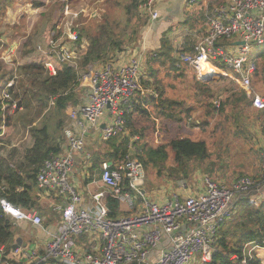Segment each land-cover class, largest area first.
Here are the masks:
<instances>
[{
  "label": "built area",
  "instance_id": "1",
  "mask_svg": "<svg viewBox=\"0 0 264 264\" xmlns=\"http://www.w3.org/2000/svg\"><path fill=\"white\" fill-rule=\"evenodd\" d=\"M67 1L62 0L64 15H68ZM163 1L140 0L137 10L149 24L153 23L159 17L157 5ZM222 1L212 8L205 34L196 41L194 53L182 56L181 61L201 82L226 78V70H230L251 108L262 114L264 143V97L252 84L256 70L253 46L264 45V0ZM68 24L65 29L69 28ZM68 39L71 43L56 45L54 35H51L48 52H43L40 47L35 49V54L43 57L41 65L48 76L56 74L57 60L76 68L84 53L83 45L78 43L75 34ZM176 50L181 51L182 47ZM145 54L144 47L138 43L105 64L89 66L85 72H79L77 89H83L85 98L81 106L67 111L66 148L61 155L47 159L36 176L41 193L52 190L63 197L64 205L54 207L60 221L56 228L43 230L46 241L41 251L36 247L29 250L26 245L12 249L10 257L18 264H45L48 261L57 264H191L196 257L205 264L210 261L219 226L233 214L235 199L254 189L264 190L263 148L258 179L239 175L230 185H225L201 177L203 192L199 195L184 198L173 195L162 203L150 201L141 194L143 165L131 157L137 152L131 145L135 146L139 141L137 136L129 139L130 157L122 162H102L99 178L111 197L133 213L109 218L103 192L93 194L89 204H84L82 195L69 179L75 172L77 160L84 156L89 135L99 133L101 142H106L126 132L125 116L132 99L141 91L140 80L145 76ZM0 59L5 64L12 63L4 57ZM15 79L17 76L14 75L1 90L2 100L10 98L8 89ZM219 103L213 104L218 108ZM263 196V192H257L255 201ZM0 207L13 220L26 221L42 229L37 214L16 209L4 200L0 201ZM79 238H84L86 244L78 246ZM154 253L159 254L158 258H153ZM9 259L5 258L0 246V264H11Z\"/></svg>",
  "mask_w": 264,
  "mask_h": 264
},
{
  "label": "trees",
  "instance_id": "2",
  "mask_svg": "<svg viewBox=\"0 0 264 264\" xmlns=\"http://www.w3.org/2000/svg\"><path fill=\"white\" fill-rule=\"evenodd\" d=\"M7 1L8 5L13 7L28 0H0L1 15ZM139 2L140 0H105L104 7L99 8L97 16L91 17V22L84 23L78 28V42L85 40L87 47L76 63V68L58 60L56 74L50 77L41 64L22 65L19 68L20 73L30 80L21 82L22 92L15 94L17 84L15 79L14 85L8 89L9 100H2L0 95V135L1 127L9 125L11 120L9 113L13 104H15V112L30 105L33 107V117L26 127L32 141L31 146L26 149L11 148L7 147L8 141L0 142V201L4 200L12 207L27 213L38 210L41 191L37 188L36 176L47 159L61 153L64 142L63 131L68 123L67 111L81 104L76 92L79 72H85L89 66L105 64L118 53L131 50L138 45L142 33L148 26V19L140 15L137 10ZM28 4L32 8L42 7L41 3ZM22 29L23 27L19 28L14 36L20 37L21 34L18 33ZM9 44L0 42V50L8 48ZM32 44L30 34L21 47L20 59L35 52ZM195 44L186 38L182 50L178 51L166 38V33H163L158 47L146 52L145 79L140 80L141 91L132 99L129 113L125 116L128 137L118 135L102 142V149L99 151L90 153L91 156L87 160L90 167L86 184L94 179L99 180L102 162L124 161L130 155L127 148L129 136H138L139 141L135 143L138 145L137 152L131 157L141 162L144 171L153 169L160 175L162 171L169 170L170 178L186 181L192 179L193 183L195 176L198 175L230 185L228 183L230 180L225 182L212 178V169H203L204 163L209 158L204 141L174 138L157 148L142 145L144 131L148 128L142 123H152L158 119L180 123L183 118L190 119L195 111L194 105L187 100L168 97L167 91L158 81L160 73L175 79L184 78L185 70L189 67L182 63L181 57L192 55ZM262 48L264 45L253 46V50L257 53L253 80L260 76L264 78ZM10 70L0 59V92L14 76L13 70ZM193 83L196 99L199 97L196 102L203 109L205 116L209 117L213 111H216L217 115H222L228 101L222 100L216 108L213 103L211 104V99L215 97L206 84L198 81L196 76ZM240 91L239 94L244 98L245 105L251 107L244 92ZM231 97H236V94ZM238 98L236 97L231 105L238 107L241 103V99ZM2 103H6L8 108L2 110ZM170 153L172 165L167 166ZM214 166L215 164L212 168ZM195 171H198L196 172L198 174H195ZM104 204L108 208L109 218L116 219L120 216V202L108 193L104 194ZM15 228L14 220L5 215L0 207V246L7 259L12 254V245L17 239ZM252 247L256 248L257 253L251 251ZM211 249L210 261L205 264H264V196L257 201L253 193L236 198L233 214L229 220L219 226ZM9 262L18 264L15 260L9 259Z\"/></svg>",
  "mask_w": 264,
  "mask_h": 264
},
{
  "label": "rangeland",
  "instance_id": "3",
  "mask_svg": "<svg viewBox=\"0 0 264 264\" xmlns=\"http://www.w3.org/2000/svg\"><path fill=\"white\" fill-rule=\"evenodd\" d=\"M104 1L105 0H68V15H64V13L61 12L63 7L62 0H28L22 4H16L13 7L8 5V1L4 4V12L2 15L0 14V42L18 43L17 53L14 58H11L13 59L12 63L4 64L7 69H11L10 71L13 70V75L17 76V84L14 90L15 94L22 92L20 86L21 82L25 83L30 81L26 75L20 73L19 68L25 64H41V60H43V57L39 53H36L37 56L35 54L30 59H26L25 62L20 59L21 47L23 46V43L25 42L28 35L31 34V43H33L32 48L36 49L37 47H40L43 52H48L47 43H49L51 35H54V41L56 42V45H65L67 43H71L68 37H70L72 34L78 35V28L84 23L91 22V17L94 18L97 16V11L99 8L104 7ZM32 2L41 3L42 7L32 8L31 5L28 4ZM185 6L187 8L191 7L192 9H195L197 8L198 3H190L189 1V3L186 2ZM183 10H185V8H183ZM175 11V15L181 17L179 9L177 8ZM197 20H199L200 25L203 23V21L201 22L200 19ZM175 22L176 18H174L171 23L173 26L171 30L176 28L181 29V31L187 30V27L184 24L189 25L188 18L184 17V23ZM67 23H69V28L65 29ZM201 26L205 28L204 23ZM21 27H23V29L18 33L21 34V36H14V33H16ZM188 31L189 29L187 32ZM181 33L182 32L175 33L173 31H168L166 33V35H169L168 39L176 49L182 47L187 37L186 34H184V36ZM200 33L202 32H192L187 38L190 41L195 42L196 39L200 37ZM144 34L145 33H142L141 38L144 37ZM9 38H12V40L7 41ZM83 43H86L85 40L80 42L81 45H83ZM256 54L257 53L255 52L254 56H256ZM226 75V78H218L206 83V86L212 91L215 97L211 99V104L216 101L221 102L224 99H226L225 101H228L226 102L228 104L226 105L225 111L222 115H217L216 111H213L209 117H206L203 109L196 102L199 97L196 99L195 87L193 83L195 74L190 69V67L186 68L184 78L175 79L160 73L158 76V81L167 91L168 97L173 99L187 100L189 103L194 105L195 111L190 116L191 121H188L187 118H183L180 123H177L170 120L168 121L158 119L152 123H142L144 127H148L147 130L144 131L142 145L145 144L148 147L157 148L158 146L165 144L174 138H189L193 141H204L208 148L209 158L207 162L204 163L203 169H212V178L225 182H227V180H233L239 175L253 179L260 178L261 174L259 175V172L256 173L258 171L256 163H253L259 161V159L256 157L258 153L253 149V142L251 138L246 135L247 128L243 126V118L246 117V114H242L243 107H246L244 102L245 100L242 98V95L239 94L241 91L234 81L235 76L233 73L230 70H226ZM18 77H20V79H18ZM143 79H145V76ZM253 88L257 93L264 95V78H261L260 76L254 79ZM76 92L80 100H83V89L76 88ZM233 94H236V97L241 99V103L238 107L231 105L232 101L236 98L231 97ZM7 108L8 105L6 103H2V110ZM10 109L11 111L9 115L11 116V120L8 126L1 127L2 133L0 135V142L8 141L7 147L11 148H29L32 144V141L29 138L28 128L26 129V127L33 117V107L30 105L18 112H15L14 107H11ZM239 125L242 126L240 129ZM241 132H243L242 135ZM62 137H64L63 145H65L66 140L64 131ZM125 137H128V135ZM130 138L131 136H129V139ZM101 144L102 142H98L97 137L87 141L85 147L86 153L90 155L92 151H99L102 149ZM131 145L134 151L137 150V144L134 146L133 143H131ZM254 153H256V155ZM250 158L253 162H251ZM213 164H215V166L212 168ZM170 165H172L171 153L167 161V166ZM87 168L88 166L86 167V172ZM199 170H201V168H199ZM196 172L198 171H195L194 173L198 174ZM255 173L258 175L256 178L254 177ZM169 174V170L162 171L160 175L157 174V170L150 169L148 171H144L145 179L143 182V189L147 192V194H155V201H159V195H161L163 191L167 189L164 188L162 190V187L166 186V184L168 185L167 187H170L168 184L169 181H179L180 178H170L168 176ZM196 176L197 177L195 178L198 179V175ZM79 178H84L83 174L82 176H79ZM69 181L72 183L71 179H69ZM186 182L191 184L192 179L187 180ZM82 186V182L79 180L78 188L82 189ZM101 189H94V191L96 190L97 192H101ZM263 191L264 190L257 191L254 189L252 193L256 195L257 192ZM124 207L126 208L127 212V207ZM128 213L129 212L124 213L122 216H126ZM21 232V229L16 226L15 236L17 239L19 237H23ZM29 240H31V235H26L25 242H28ZM32 248L33 246L30 244L28 249L31 250ZM251 251L255 252L256 248L252 247ZM9 258L10 260H15L13 257ZM198 261L199 264H202L200 257H198ZM45 264L57 263L48 261Z\"/></svg>",
  "mask_w": 264,
  "mask_h": 264
},
{
  "label": "crops",
  "instance_id": "4",
  "mask_svg": "<svg viewBox=\"0 0 264 264\" xmlns=\"http://www.w3.org/2000/svg\"><path fill=\"white\" fill-rule=\"evenodd\" d=\"M186 2L189 3V0H165L161 3H159L157 5V10L159 13V17L157 20V26L153 29L152 23H148V26L145 28L144 32V37L140 38L139 43L142 44V46L145 49V52L154 50L155 48L158 47V43L159 40L162 36L163 33H167L168 31L170 32H175V33H179L182 32L181 34L184 35L186 34L187 37L190 36V34L192 32L198 31V32H202L200 33V37L201 38L206 31V28L208 26V19L211 16V10L214 6L221 4L223 1L219 0H202V1H198V6L195 9H192L191 7H186ZM179 9L180 13H181V17H178L175 15V10ZM183 8H185V10H183ZM188 14V15H187ZM185 18H188V24H184L187 27V30L189 29V31L187 32V30L185 31H181V29L176 28V29H172V21L174 18H176V22L178 23H182L183 20ZM200 19L201 22L203 21L205 28L202 27L199 20ZM175 22V23H176ZM184 23V22H183ZM201 28V29H200ZM191 30V31H190ZM188 34V35H187ZM169 35H166V38ZM185 36V35H184ZM186 37V38H187ZM196 39V41L198 40ZM195 41V43H196ZM17 46L18 43H10L8 45L9 48H4L3 51L0 53V58L4 57L5 60H10L13 61L16 53H17ZM87 47L86 43H83V51L85 52ZM33 55H35V52L32 54L27 55L25 58L22 59V61H26V59H30ZM3 62V61H2ZM4 63V62H3ZM5 64V63H4ZM201 82V81H200ZM202 83H207V82H202ZM261 95V94H259ZM262 97H264V95H261ZM85 98V96H84ZM81 104L79 106H81L84 103V99L80 100ZM244 109V107H243ZM242 109V114H246V117L243 118V126L247 128L246 131V135L251 138L252 140V144H253V149L255 150V152L258 153V155H256V153H254L256 155V157L259 159V161L257 162H253L251 159V162L256 163V166L258 168V171L256 173L259 172V175L261 174V152L264 148V143H263V138H262V126H263V122H262V114L260 112L255 111L254 109H252L250 106H246L245 110ZM66 127H69V122L67 123ZM65 127V128H66ZM242 126L239 125V129ZM261 131V134H260ZM243 134V132H241V135ZM122 135H128L127 131L122 134ZM240 135V134H239ZM240 135V136H241ZM95 137H97L98 142H101V140L99 139V133H93L91 135L88 136L87 141L91 140V139H95ZM86 141V144H87ZM255 145V146H254ZM86 147V146H85ZM66 148V141H65V145L62 144L61 147V153H59L58 155H61L64 150ZM91 155H88L86 153H84V156L80 159L77 160L76 163V169L75 172L71 178V182L76 186L77 190L79 191V193L82 195L84 204H89L91 196L95 193H97V191L94 189H101V192L108 193V190L102 186V184L100 183L99 180H93L89 183H85V180L88 178V169L90 167L89 163H87V160L89 159ZM258 163V164H257ZM87 168V172H86V167ZM256 173L254 174V177L256 178V176L258 177V175H256ZM84 176V178H79V176ZM197 177V176H195ZM199 177V176H198ZM237 177V176H236ZM145 179V178H144ZM79 180L82 182V189L78 188V182ZM99 181V182H98ZM232 180H230L231 183ZM169 186L166 184V186L162 187V190L164 188H167L165 191H163V193L161 195H159V201H155L154 199H156V195L155 194H147V192L143 189L142 186V190L141 192L143 193L142 195L144 197H146L147 199H149L150 201H154L156 203H162L163 201L167 200L168 198H170L173 195H178L182 198L186 197V196H190V195H199L200 193L203 192V186L201 185V178L199 177L194 178V182L189 184L184 180H179L176 182H172L169 181ZM229 185V184H228ZM161 193V192H159ZM163 197H167V198H163ZM58 205H64V199L63 197H61L56 191H44L41 193V195L38 198V210L37 211H33L32 213L37 214L42 221V229L40 228H36L34 226H32L29 222L26 221H18V220H14L15 222V226H17L19 229H21V235L23 236L21 239V245L23 246H29L30 244L33 247H36L39 251L42 250L44 243L46 241V237L44 234L43 230H51L54 229L58 226L59 221H60V215L57 214L54 210L55 206ZM119 211H120V216L121 217L124 213H127L129 211L126 212V208L124 207L123 204H120L119 207ZM129 213H133V211H130ZM128 213V214H129ZM127 214V215H128ZM26 235H31V240H29L28 242L26 241ZM25 239V240H24ZM77 245L78 246H82L84 244H86V240L84 238H79L77 241ZM86 247V246H85ZM90 250H91V246H90ZM158 253H154L153 254V258H158ZM199 264L198 261V257H196V259L192 262Z\"/></svg>",
  "mask_w": 264,
  "mask_h": 264
},
{
  "label": "water",
  "instance_id": "5",
  "mask_svg": "<svg viewBox=\"0 0 264 264\" xmlns=\"http://www.w3.org/2000/svg\"><path fill=\"white\" fill-rule=\"evenodd\" d=\"M158 21L159 20H156V21H154L153 23H152V28L154 29L156 26H157V23H158ZM237 44H240V45H242L243 43H237ZM103 127V126H102ZM141 194H143L142 192H141ZM21 239L20 238H18V239H16V242L12 245V249L13 250H16V249H18L20 246H21Z\"/></svg>",
  "mask_w": 264,
  "mask_h": 264
}]
</instances>
